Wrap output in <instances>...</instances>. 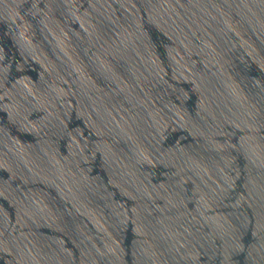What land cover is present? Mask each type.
Instances as JSON below:
<instances>
[{
  "label": "water",
  "instance_id": "95a60500",
  "mask_svg": "<svg viewBox=\"0 0 264 264\" xmlns=\"http://www.w3.org/2000/svg\"><path fill=\"white\" fill-rule=\"evenodd\" d=\"M0 264H264V0H0Z\"/></svg>",
  "mask_w": 264,
  "mask_h": 264
}]
</instances>
